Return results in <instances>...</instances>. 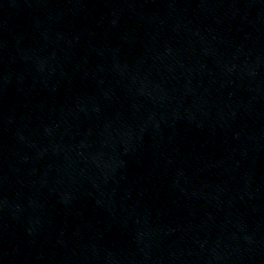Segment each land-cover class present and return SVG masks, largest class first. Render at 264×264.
I'll return each mask as SVG.
<instances>
[{"label": "water", "instance_id": "water-1", "mask_svg": "<svg viewBox=\"0 0 264 264\" xmlns=\"http://www.w3.org/2000/svg\"><path fill=\"white\" fill-rule=\"evenodd\" d=\"M0 264H154L96 0H0Z\"/></svg>", "mask_w": 264, "mask_h": 264}]
</instances>
